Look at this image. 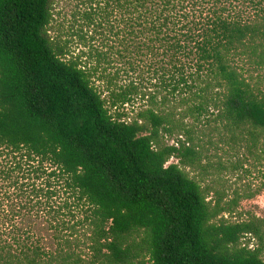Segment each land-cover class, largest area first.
<instances>
[{"label": "trees", "instance_id": "trees-1", "mask_svg": "<svg viewBox=\"0 0 264 264\" xmlns=\"http://www.w3.org/2000/svg\"><path fill=\"white\" fill-rule=\"evenodd\" d=\"M203 123L264 157V0H0V264H264Z\"/></svg>", "mask_w": 264, "mask_h": 264}, {"label": "rangeland", "instance_id": "rangeland-1", "mask_svg": "<svg viewBox=\"0 0 264 264\" xmlns=\"http://www.w3.org/2000/svg\"><path fill=\"white\" fill-rule=\"evenodd\" d=\"M61 16L57 17L58 21L64 23L65 13L68 8L61 3L58 7ZM214 127H209L206 123L197 124L193 128L192 137L194 142L202 145L205 152L211 160L218 161L222 159L228 170L221 172L220 181L227 186L228 199L234 198V191H239L240 200L236 213L238 215L258 216L264 218V157L257 158L254 153H249L247 149L238 148L233 145L219 144V137L214 133ZM187 137L175 135L173 138H166V143L170 146L180 145V141H186ZM264 151H257V154L263 155ZM241 159L244 167L238 168L236 172L231 171L229 164L237 162ZM178 163L176 159H172L169 164ZM228 218V217H227Z\"/></svg>", "mask_w": 264, "mask_h": 264}]
</instances>
